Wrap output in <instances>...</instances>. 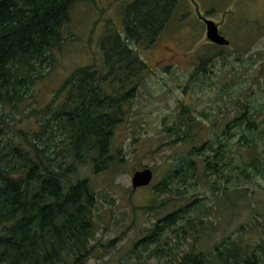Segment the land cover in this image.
Instances as JSON below:
<instances>
[{"label":"trees","instance_id":"1","mask_svg":"<svg viewBox=\"0 0 264 264\" xmlns=\"http://www.w3.org/2000/svg\"><path fill=\"white\" fill-rule=\"evenodd\" d=\"M78 1L0 0V264H90L101 259L96 253L103 243L95 237L99 198L89 173L114 176L123 166L114 133L148 71L132 46H152L179 4L133 0L122 11L124 37L109 25L100 39L101 64L74 69L44 107L21 114V121L33 118L34 125L15 128L20 120L8 122L3 114L25 104L44 75L43 66L52 64ZM219 56L200 57L192 76H205L206 64ZM177 116L165 126L168 146L192 144L206 127L209 136L186 153L174 154L152 186L154 195L166 198L159 207L169 206V211L128 251L130 259L132 252L146 256L132 264H262V238L248 244L228 235L209 252L198 248L206 244L198 228L215 230L218 217L196 187L213 194L214 203H232L231 196L242 195L245 185L264 175V122L245 100L237 101L235 116L218 133L188 106Z\"/></svg>","mask_w":264,"mask_h":264},{"label":"rangeland","instance_id":"2","mask_svg":"<svg viewBox=\"0 0 264 264\" xmlns=\"http://www.w3.org/2000/svg\"><path fill=\"white\" fill-rule=\"evenodd\" d=\"M132 1H78L64 29L65 41L60 45L61 49L53 53L52 64L43 66L41 72L44 75L36 81L25 104L20 109L7 111L9 116L3 114L5 120L10 122L13 117L22 120L21 114L30 107H44L74 69L101 64L99 41L109 25L124 37L122 11ZM195 3L200 11L208 12V18L217 22L227 11L219 30L232 45L225 49L207 45L202 23L194 15L187 14L190 3L179 0L174 18L152 46L146 49L132 46L147 64L148 71L135 97L126 104L125 119L114 133V148L123 154V166L114 176L89 173L99 198L96 211L99 229L95 237L103 243L96 253L101 254V259L98 262L92 259L90 264H132L137 258L139 262L145 259L144 253L133 252L130 259L128 251L158 218L169 211V206L159 207L166 198L154 195L152 186L162 179L174 154L186 153L192 145L200 144L209 136L206 127L200 131L201 138L192 144L168 146L170 139L165 126L177 119L181 107L188 106L200 122L209 126L214 124L216 128L212 132L216 133L235 116L238 100L247 101L257 110L258 121L264 122V35L260 30L251 29L254 25L250 23L252 19L264 23V0H196ZM210 53H221L222 57L213 58L212 64H206L208 72L205 76H192L199 58ZM162 59L164 61L160 62ZM21 120L15 128L26 130L35 121L33 118ZM231 131L234 133V129ZM201 162L198 163L199 172ZM143 169L152 171V181L133 191V173ZM81 173L84 175L82 169ZM199 184L202 183L199 181ZM196 190L201 197L206 196L203 202L217 210L218 217L212 221L218 227L215 230L198 228L201 240L206 243H201L198 248L209 252L212 244L228 235L240 236L248 244L262 242L264 175L245 185L242 195L231 196L232 203L220 201L218 207L213 194L201 193L202 187H196ZM152 199L155 203L150 209L142 210ZM109 240H114V244L108 246L105 242ZM261 261L264 264V256ZM148 262L156 264L157 261Z\"/></svg>","mask_w":264,"mask_h":264},{"label":"water","instance_id":"3","mask_svg":"<svg viewBox=\"0 0 264 264\" xmlns=\"http://www.w3.org/2000/svg\"><path fill=\"white\" fill-rule=\"evenodd\" d=\"M203 20L206 27V40L214 45L228 46L229 41L219 35L217 25L213 21ZM152 177L153 173L150 169L134 172L131 180L132 190L134 191L137 188L148 186L152 181Z\"/></svg>","mask_w":264,"mask_h":264},{"label":"flooded vegetation","instance_id":"4","mask_svg":"<svg viewBox=\"0 0 264 264\" xmlns=\"http://www.w3.org/2000/svg\"><path fill=\"white\" fill-rule=\"evenodd\" d=\"M195 1L196 0H188V2L190 3V5H191V9H190V12H188L187 14H191V15H194V17L198 20V21H200L201 23H202V27H203V29H204V39H205V24H204V20L203 19H207V20H212L214 23H216V25H217V28H218V33H219V35H221V36H223V37H225L226 38V36H224L222 33H220V30H219V28L221 27V26H223V24H224V21H225V16H226V14H227V11L225 12V14L224 15H221L222 16V18L220 19V21L219 22H217V21H215V20H213L212 18H208L206 15L208 14V12L205 10L204 12H202V11H200L199 10V6L195 3ZM252 1V0H251ZM256 0H253V2H255ZM250 23L252 24V25H254V28H251V29H256V30H260L261 31V35L263 36L264 35V23H259V21L258 20H250ZM226 39H228V38H226ZM229 40V39H228ZM229 42H230V44H229V46L228 47H230L232 44H231V41L229 40ZM206 44L207 45H210V46H213V47H219V46H217V45H214V44H211V43H209L208 41H206ZM225 48H227V47H225ZM165 60H167V59H165ZM164 60L162 59L160 62H163Z\"/></svg>","mask_w":264,"mask_h":264}]
</instances>
